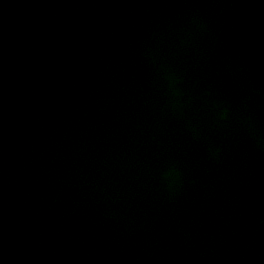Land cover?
Returning a JSON list of instances; mask_svg holds the SVG:
<instances>
[{"label":"water","instance_id":"obj_1","mask_svg":"<svg viewBox=\"0 0 264 264\" xmlns=\"http://www.w3.org/2000/svg\"><path fill=\"white\" fill-rule=\"evenodd\" d=\"M70 1L73 5L64 16L39 9L36 2L32 10L24 7L0 15V49L36 52L55 44L63 63L69 55L80 54L75 60L89 97L142 60L154 73L149 79L138 77L143 95L116 101L103 95L91 99V107L81 102L80 117L88 127L93 108L107 106L102 112L110 119L143 129L130 135L132 144L127 147H105L104 159L86 155L81 141L78 151L71 147L59 151L31 113H24L18 123L10 120L15 101L7 95L12 89H0V110L6 107L8 113L0 115V126L5 119L13 131L1 156L13 164L17 207L27 204V193L35 196L30 201L35 205L50 206L58 200L55 182L49 179L45 184L40 161L27 160L32 155L27 144L36 156L39 149L49 147L48 157L56 164L51 170L69 189L63 192L68 205L76 200L75 190H81L76 205L98 208L88 225L60 223L68 250L83 256L92 253L100 264H144L149 249L142 256L134 253L137 232L144 237L150 228L164 227L169 236L151 250L165 248L166 264H264V129L251 132L247 108L250 55L262 59L264 53V9L255 18L244 8L256 0ZM97 20L108 27L105 32ZM89 48L98 50L83 55ZM48 84L43 86L46 93ZM116 85L120 87L119 82ZM82 86L76 82L73 94L84 96ZM56 87L67 89L60 82ZM201 90L217 92L219 100L217 128L207 125L206 139L201 140L205 145L190 139L186 115L177 113L191 107ZM237 101L239 111L234 107ZM35 118L41 123L39 116ZM155 118L160 129H148ZM90 124L106 122L95 115ZM107 133H99V139L105 142ZM69 167L83 174L78 182L80 175L73 182ZM115 227L111 251L93 243L101 231ZM124 245L128 250L115 253Z\"/></svg>","mask_w":264,"mask_h":264}]
</instances>
